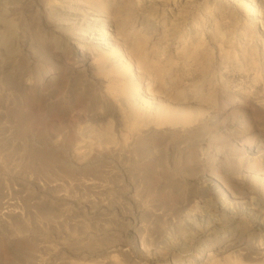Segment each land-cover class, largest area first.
I'll return each mask as SVG.
<instances>
[{
  "label": "rangeland",
  "instance_id": "374dc122",
  "mask_svg": "<svg viewBox=\"0 0 264 264\" xmlns=\"http://www.w3.org/2000/svg\"><path fill=\"white\" fill-rule=\"evenodd\" d=\"M14 1L0 7V264H173L175 256L196 257L224 224L243 232L230 250L246 251L249 234L251 250H264V217L247 211L264 209V173L250 170L264 165V74L257 83L252 76L264 57L252 65L233 58L239 45L229 40L238 35L210 32L212 0H193L178 19L179 29H202L210 53L208 74L195 70L182 81L192 83L191 108L203 106L199 124L147 134L130 131L120 115L131 98L107 93L97 45L60 18L69 2ZM219 1L217 18L232 8L254 13L244 0ZM168 2L176 13L184 0ZM251 20L262 28L255 14ZM180 41L161 39L171 53ZM200 87L210 99L194 97ZM223 199L225 222H211L182 248L181 217L195 219L207 201ZM78 246L85 258L69 254Z\"/></svg>",
  "mask_w": 264,
  "mask_h": 264
},
{
  "label": "bare ground",
  "instance_id": "6f19581e",
  "mask_svg": "<svg viewBox=\"0 0 264 264\" xmlns=\"http://www.w3.org/2000/svg\"><path fill=\"white\" fill-rule=\"evenodd\" d=\"M67 1L69 2L68 7L60 18L69 23L70 27H78L82 30L81 35L85 43L91 41L97 45L98 51L95 59L100 64L105 63L108 67L105 87L107 93L111 95L123 94L132 100L130 106H127L128 108L119 107L120 115L127 123L130 131L147 134L163 126L177 125L185 130L198 126L199 114L203 106L191 108L192 104H195L191 101L196 100L186 93L192 89V83L183 85L182 81L186 76L194 74L195 70H201L203 73L207 71L208 74L207 65L210 60V53L203 43L205 39L202 29H179L181 24L178 21L182 18L187 7L192 5L193 0H184L181 7L177 8L176 13L175 10L169 9L167 11L164 7L169 4V0H160L159 2H153L154 0ZM244 1V7L250 5L249 8L254 13L245 14L232 8L228 15L219 14L217 18V13L222 11L221 6L224 3L219 0H212L210 21H213V25L210 32L215 37H222L224 34L238 35L235 39L229 40L230 44L235 40V45H239L237 47L239 53L233 58L250 57V64L252 65L253 57H264V48L262 51L257 48L258 44L264 47V0ZM13 2L15 1L5 0L0 3V7ZM171 2L175 4L176 0H170ZM226 8L230 9L231 7L226 5ZM168 12L169 15H167ZM254 14L256 19L261 22L262 28L260 30L251 20ZM226 18L228 19L225 20ZM155 21L160 22L161 25L154 24ZM177 35L183 37V41L178 42V48L175 46V52L171 53L168 42L162 44L161 39L174 38ZM85 43L79 45L77 49L85 51L87 49L86 47L83 48ZM162 57H164L163 61H161ZM260 64L262 65L259 68L251 67L255 71L252 76L256 83L264 74V61ZM148 69H150L149 75H144ZM190 78L187 77L186 80H191ZM144 80H146L145 83ZM193 92L194 97H199L198 99L201 100L211 97L210 94H207L206 97L205 94L209 91H203L201 87L195 88ZM145 108L148 109L146 115L143 114ZM106 136L110 138L108 131H106ZM252 167L253 169L250 170L252 174H255L253 175L254 178L257 173H264V165ZM223 168L227 169L226 159L223 160ZM240 168L242 169V167ZM244 170L246 171V169ZM241 171H231L230 173L237 175ZM224 201L223 199L220 204H213L211 200L207 201L204 208H199L197 214L191 216L195 219L188 218L185 220L184 216L181 217L182 223L175 232L180 237L182 248H186L188 241L193 238L197 231L208 230L211 222L220 221L221 224L225 222V208L227 209L229 203ZM254 209L251 207L247 211L256 218L264 217V209ZM229 211L233 212V207ZM224 225H222L223 228L219 227L214 230L217 234L214 242L205 240L200 244L196 257L175 256L173 264H264V250H251L256 244V238L250 234L246 235L244 239L246 251H238L241 248L230 250L231 240L238 239V235L241 236L243 232L236 227L224 229ZM83 239L85 240L82 238L81 241ZM84 248L79 246L71 248L69 254L80 255V257L85 258L89 251H85ZM225 252L227 253L220 256V253ZM68 264L95 263L78 261ZM115 264H123V262H116ZM124 264L126 263L124 262Z\"/></svg>",
  "mask_w": 264,
  "mask_h": 264
}]
</instances>
